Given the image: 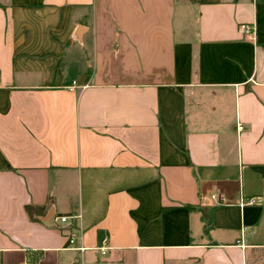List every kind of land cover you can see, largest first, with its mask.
Wrapping results in <instances>:
<instances>
[{"label": "crops", "instance_id": "obj_1", "mask_svg": "<svg viewBox=\"0 0 264 264\" xmlns=\"http://www.w3.org/2000/svg\"><path fill=\"white\" fill-rule=\"evenodd\" d=\"M260 252L264 0H0V264Z\"/></svg>", "mask_w": 264, "mask_h": 264}, {"label": "built area", "instance_id": "obj_2", "mask_svg": "<svg viewBox=\"0 0 264 264\" xmlns=\"http://www.w3.org/2000/svg\"><path fill=\"white\" fill-rule=\"evenodd\" d=\"M241 31L246 39L254 40L255 39V30L254 26L251 24H242ZM238 128L241 129L242 125L239 124ZM257 203V197L251 196L247 198H242L240 204L243 205H252ZM60 222H66L67 216H60L57 218ZM82 238V231L78 228H71L67 234L66 247L73 250L83 251L85 248L80 243ZM101 255H105L109 251V246L107 245V240H102V244L97 247Z\"/></svg>", "mask_w": 264, "mask_h": 264}, {"label": "rangeland", "instance_id": "obj_3", "mask_svg": "<svg viewBox=\"0 0 264 264\" xmlns=\"http://www.w3.org/2000/svg\"><path fill=\"white\" fill-rule=\"evenodd\" d=\"M249 264H264V252L254 254L249 259Z\"/></svg>", "mask_w": 264, "mask_h": 264}, {"label": "trees", "instance_id": "obj_4", "mask_svg": "<svg viewBox=\"0 0 264 264\" xmlns=\"http://www.w3.org/2000/svg\"><path fill=\"white\" fill-rule=\"evenodd\" d=\"M27 213L31 216V218H34V214L40 209V207L32 206V205H27L25 207ZM35 219V218H34Z\"/></svg>", "mask_w": 264, "mask_h": 264}, {"label": "water", "instance_id": "obj_5", "mask_svg": "<svg viewBox=\"0 0 264 264\" xmlns=\"http://www.w3.org/2000/svg\"><path fill=\"white\" fill-rule=\"evenodd\" d=\"M49 219H50L49 217L45 218L46 221L49 220Z\"/></svg>", "mask_w": 264, "mask_h": 264}]
</instances>
